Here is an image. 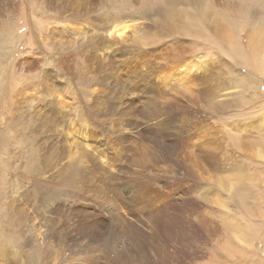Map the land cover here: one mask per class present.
<instances>
[{
  "label": "rangeland",
  "instance_id": "rangeland-1",
  "mask_svg": "<svg viewBox=\"0 0 264 264\" xmlns=\"http://www.w3.org/2000/svg\"><path fill=\"white\" fill-rule=\"evenodd\" d=\"M220 1L190 34L184 0H0V264H264V0Z\"/></svg>",
  "mask_w": 264,
  "mask_h": 264
},
{
  "label": "bare ground",
  "instance_id": "bare-ground-1",
  "mask_svg": "<svg viewBox=\"0 0 264 264\" xmlns=\"http://www.w3.org/2000/svg\"><path fill=\"white\" fill-rule=\"evenodd\" d=\"M183 1V0H182ZM220 3H221V1L220 0H218ZM234 1H236V0H234ZM251 6H250V8H246L245 6H246V4H243V2H244V0H240L239 1V3L237 4V3H235V5H233V4H231L230 2H226V3H224V4H222L221 5V9H222V11H227L226 12V14H228L229 13V15H233V14H236V18H237V16H239V15H244V13H250V16H253V9L255 8V7H257V5H258V3L259 2H257L256 0H246ZM245 1V2H246ZM257 2V3H255V5H253L254 4V2ZM184 2L192 9H188V10H186L187 9V7H185V8H183L184 9V12H182L183 10H181V11H179L178 9H175L171 4H165V5H163L164 7H163V9H164V11L166 10V12H164V14H168V13H170V14H173V15H185V16H187L188 18V23L186 24V27H187V33H189V31H190V34H191V32H192V30H196V33L198 32V30L199 29H202V31L204 30V28H199L198 27V29H196V28H194L193 27V18L195 19L194 21H197V20H201L202 21V19H203V17H204V21H208V17L209 16H213L215 13H214V11H211L212 9H211V5L212 4H214L213 3V0H184ZM189 2H191V3H189ZM190 4H192V5H190ZM169 7H171V8H169ZM247 7H248V5H247ZM217 9V8H216ZM215 9V10H216ZM248 10V11H247ZM219 11V10H218ZM221 13H223V12H220V14ZM231 13H233V14H231ZM166 14V15H167ZM183 15H182V18H183ZM222 15V14H221ZM220 15V16H221ZM223 16H225V15H223ZM222 16V17H223ZM227 16V15H226ZM225 16V17H226ZM247 16V15H246ZM248 16H249V14H248ZM181 17V16H180ZM224 17V18H225ZM245 17V16H244ZM226 19V18H225ZM226 20H229L228 18L226 19ZM198 25H201V24H197V26ZM193 27V28H192ZM196 27V26H195ZM240 25L238 26V27H236V26H232V31H233V33H234V35L233 36H235V37H238L237 36V33L236 32H238L239 30H240ZM126 28V26H121L120 28H116V30L117 31H119L120 29H122L123 31H124V29ZM262 29V28H261ZM122 31V32H123ZM199 31H201V30H199ZM195 32V31H194ZM193 32V33H194ZM233 36H231L230 37V42H231V44H232V48H233V51H234V53H235V55H237L238 56V53H237V51H238V45H236L237 44V40L236 39H234V37ZM262 37V40L264 41V30L263 31H261V33H260V38ZM229 42V41H228ZM249 42V41H248ZM221 43V42H220ZM264 43V42H263ZM256 44H258V46H260L261 44H260V40L259 41H257L256 42ZM248 49L249 50H251V51H253V52H256L258 49H257V47L255 46V45H251V44H249L248 46ZM231 48V49H232ZM236 48V49H235ZM257 53V52H256ZM259 53V52H258ZM2 217V216H1ZM0 234H1V238H2V232H0ZM3 239V238H2Z\"/></svg>",
  "mask_w": 264,
  "mask_h": 264
}]
</instances>
